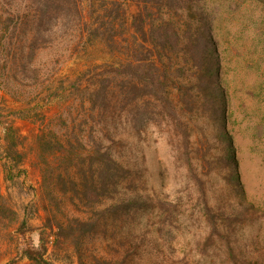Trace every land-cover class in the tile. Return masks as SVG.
Wrapping results in <instances>:
<instances>
[{"label":"trees","instance_id":"obj_1","mask_svg":"<svg viewBox=\"0 0 264 264\" xmlns=\"http://www.w3.org/2000/svg\"><path fill=\"white\" fill-rule=\"evenodd\" d=\"M28 2L17 18L34 35L38 25L51 37L54 25L44 22L58 19L78 35V55L106 49L112 61L79 67L76 128L61 132L51 121L37 136L41 199L32 213L44 214L42 234L39 245L17 248L19 261L55 264L47 258L51 244L76 264H210L219 256L225 264H264L263 253L252 259L235 244L233 225L264 221V208L245 198L227 130L218 40L223 8L253 3L264 10V0H90L103 11L93 21L82 0ZM37 44L35 37L31 49ZM155 124L172 129L177 167L187 171L188 183L172 192L148 189L121 128L138 135ZM2 130L0 175L14 181L26 175L23 139L14 125ZM218 166L229 171L231 194L212 199L210 175ZM5 219L9 229L19 224L18 235L34 218L27 213L20 222L0 201V228Z\"/></svg>","mask_w":264,"mask_h":264},{"label":"rangeland","instance_id":"obj_2","mask_svg":"<svg viewBox=\"0 0 264 264\" xmlns=\"http://www.w3.org/2000/svg\"><path fill=\"white\" fill-rule=\"evenodd\" d=\"M82 1L88 20L93 21L98 13H103L100 2L91 8L90 0ZM30 6L28 0H0V132L3 135V127L14 125L22 136L26 154V175L14 181H6L0 175V201L17 213L20 222L27 213L34 218L31 228L18 235L14 232L19 224L9 229L10 219H5L4 228H0V264H28L19 261L17 248L21 249L28 242L39 245L44 214L41 217L32 213V205L41 199L38 134L43 125L51 121L61 132L73 131L80 122L76 110L79 67L85 61L93 60L96 66L112 61L106 49L93 48L78 55L74 51L78 35L71 27L62 30L58 19L44 22L54 25L51 37L38 31V25L34 26V35L31 27L21 25L17 18V14L26 13ZM219 29L222 84L228 100L227 130L233 137L246 201L264 208V10L253 3L235 7L233 11L223 8ZM35 37L39 44L32 50ZM45 40L52 41L50 46L40 49ZM121 128L126 131V149L132 153V162L143 170L148 189L172 192L185 187L188 175L184 168L177 167L170 143L171 128L150 125L146 132L138 135L125 125ZM229 194L228 169L226 166L213 168L210 197L225 198ZM146 221L147 217L141 225ZM233 228L237 233L236 247L246 257L258 259L260 253L264 255L259 251L264 247V221L247 220ZM47 258L55 264H76L72 255L66 256L51 244ZM225 259L219 256L216 263L207 262L225 264Z\"/></svg>","mask_w":264,"mask_h":264}]
</instances>
